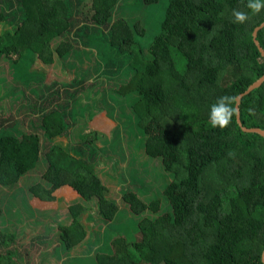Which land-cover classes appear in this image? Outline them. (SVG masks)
I'll return each instance as SVG.
<instances>
[{"label": "trees", "instance_id": "16d2710c", "mask_svg": "<svg viewBox=\"0 0 264 264\" xmlns=\"http://www.w3.org/2000/svg\"><path fill=\"white\" fill-rule=\"evenodd\" d=\"M119 1L0 0V79L10 77L14 68L10 78L25 84L17 74L20 68L5 59L19 47L31 64L39 59L74 71L69 82L55 81L47 93L36 90V100L25 97V88L13 87L23 92L16 102L21 108L39 100L26 111H38L39 118L28 131L0 124V189L8 193L21 180L26 183L25 193L9 207L10 231L0 230V264H35L37 256L44 262L57 251L49 245L53 242L65 250L78 245L86 235L79 218L92 211L86 203L93 198L97 213L108 221L105 228L117 214V202L95 173L98 131L90 129L73 141L77 123L69 129L57 114L58 101L83 88L98 92L95 112L113 107L106 94L127 99L143 134L144 154L158 159L172 177L162 187L170 212H160L159 199L144 201L134 190L122 192L121 201L131 213L150 215L136 219L134 234L114 232L111 248L95 256L96 264H264V137L244 131L236 110L237 96L264 76V54L254 37L264 8L252 14L245 0H169L161 30L147 48L141 43L145 27L119 17ZM143 1L151 5L159 0ZM233 9L248 18L234 23ZM105 11L114 16L111 22L98 20ZM256 38L264 49V25ZM76 42L96 50L85 69L71 59ZM91 68L97 78L85 84ZM221 96L234 98L235 113L227 126L213 128L208 109ZM239 108L243 127L264 131V82L241 97ZM94 115L83 117L89 121ZM63 137L70 143L55 142ZM63 186L77 194L68 206L70 222L56 223L60 216L53 211L42 232L30 238L37 246L19 245L25 227L14 229L25 223L24 213L30 210L12 207L28 205L29 198L53 202L54 192Z\"/></svg>", "mask_w": 264, "mask_h": 264}, {"label": "rangeland", "instance_id": "374dc122", "mask_svg": "<svg viewBox=\"0 0 264 264\" xmlns=\"http://www.w3.org/2000/svg\"><path fill=\"white\" fill-rule=\"evenodd\" d=\"M168 3L169 0H159L157 3L147 5L143 0H120L119 4H121L122 7L117 14L120 15L119 17H125L131 23L139 22L145 27L146 31L141 37V43L144 47L148 48V44H150L161 30V22L164 19ZM112 17L114 16H111L109 11H105L98 16V20L104 23L108 21L111 22ZM94 51H96L94 47L80 46V44L76 42L75 52L71 59L76 60L78 68L85 69L90 60L93 59L91 58V53H94ZM24 54L21 59L20 57H16L17 59L15 58V61L20 59L17 63H10L20 68L17 74L25 77L24 82L28 88L32 86L35 87V89L37 88V90H44V92L47 93L50 88L52 89L56 85L55 81L59 83L69 82L71 77H74V71L71 68H63L57 64L53 66H44L43 63L44 67H41L40 63H36L35 60L33 64H31L32 62H29V59ZM29 65H31V67ZM13 70L14 68L9 71L10 77L14 75ZM87 73L89 75L85 79V84L92 83L96 80V70L91 68L87 70ZM10 86L12 97H23L22 91L13 88L15 86L24 88L25 86L23 84H10ZM84 89L85 88L78 90L75 97L74 95H69L71 93L63 96L62 98L64 99L58 101L60 108L57 114L63 117V123L66 124L69 129H72L77 123L72 131L73 141H80L81 134L85 131H89L90 129L98 131L99 138L96 145H100V148H98L99 152L96 153V157L94 158L95 173L99 177L101 186L104 187V190L106 189V194L117 202L118 211L110 222L112 224L107 229L105 225L108 221L102 219L97 213L96 199L93 198L91 203H86L92 207V211L82 214L79 220L86 233L85 238L81 242L88 241L85 243L80 242L78 245L67 250L63 248L62 244L54 242L49 243L51 249L57 248L55 249L57 251L54 253L60 260L58 263L56 260H51L47 264H96L95 256L101 253V251H107V249L111 248L110 241L114 237V232L123 231L124 235L134 234L136 219H139L142 215L148 216L150 213L144 212L143 214L136 215L131 213L125 203L121 201L122 192L124 191L130 189L134 190L144 201L159 199L161 202L160 212L171 211L169 203L163 199L162 194V187L171 180V174L163 170L162 164L158 159L147 157L144 154L142 149L143 134L134 115L130 112L127 99L123 97L119 98V96L113 93L111 95L109 94V97L106 94L104 98L109 105L113 107H108L109 113L104 109V112H99L98 115L93 116L88 121L83 117L85 113H98L95 112L97 111L95 107L98 100L94 98V96L98 95V92ZM87 91L89 92L88 95ZM104 93L105 91L103 92V96ZM38 101L39 100L30 103L28 106H24L26 109L22 108L21 112L25 113L32 109L33 103L37 104ZM29 102L31 101L29 100ZM23 103L24 102L21 104ZM100 104L101 102L99 105ZM19 105L20 104H18V106ZM11 129L12 128H7L5 130L12 132ZM63 140L64 139L59 140L57 144H69V141H71L68 137H65V142ZM86 150H89V148L87 147ZM112 162L116 163L117 166H113ZM36 172L32 175L37 176ZM23 181L21 180L22 186L18 185L14 190L8 193L0 189V203L4 206V217L0 218V230L2 231H10L9 228L11 227L9 224L6 228L4 226L6 221L10 220L11 217L10 212H8L9 209H11L9 207L12 203H17L18 197L25 193L26 187H24V185L26 183H23ZM28 184H30V182ZM5 204L8 205L5 206ZM59 204L57 213L60 218L56 223L67 225L70 222V219L67 218L68 206L72 203L68 201H59ZM57 213H55V215H57ZM24 214L25 218L29 216L37 218L36 215H39V213H34L32 211H26ZM38 218L41 219V216H38ZM99 220H101V222H99ZM26 229L27 227L24 230L25 236L18 241L19 245L29 246L33 244V242L30 241V236L33 234L28 236L27 234L29 232L25 233ZM52 229L54 232V228ZM55 229L57 236L58 229L57 227H55ZM14 230L18 231L17 229ZM33 245L37 246V244ZM48 250L49 248L45 251ZM32 251L37 253L38 250L37 248H32ZM1 263L5 264L4 262Z\"/></svg>", "mask_w": 264, "mask_h": 264}, {"label": "crops", "instance_id": "0c3cea01", "mask_svg": "<svg viewBox=\"0 0 264 264\" xmlns=\"http://www.w3.org/2000/svg\"><path fill=\"white\" fill-rule=\"evenodd\" d=\"M2 23H3V17H2V15H0V26ZM0 31H1V29H0ZM24 52H25L24 47H19V48L15 49L11 52L6 53L5 59L8 60V63L9 62L17 63L21 59V57L23 56ZM16 57H20V59L15 61L17 59ZM35 61H36V63H40L41 67L45 66V65L43 66V64L41 63V61L39 59H36ZM4 63H5V61H2L1 65H4ZM5 79L6 80L0 79V100L3 101V108L0 109V124L3 123V125H5L7 122V123H9V126L13 125L14 127H17V126H18V128L20 127V129L18 131H28V130L33 128L31 122H33L34 119L38 120L39 112L37 111L36 114L32 113L33 115H31V113L29 114L26 112L22 113L21 110L23 107L21 108L20 105L18 106L16 104V102H19L21 100V98L19 96H16V97L11 96V86H10V84H19L20 85L21 81L20 82L14 81L10 77H5ZM24 88L26 90H24V89H22V90H24V92L26 93L25 97H27L30 100L31 99L36 100L37 97L34 95V93L36 92L37 88L35 89V87H32V86H31V88H28L26 85ZM20 103H22V102H20ZM10 109H12V110H10ZM98 114H99V112L96 113L94 116H96ZM19 124H22V125L19 126ZM36 124H37V128H38V123L36 122ZM62 139H64L63 141L65 142V137L57 138L55 140V142H58L59 140H62ZM53 195L55 196V201H53V202H41L36 198H29L28 205L27 204H25V205L21 204V205L13 206L12 209L15 208L14 210L17 212H20L23 209H28L34 213L35 212L39 213V215L38 214L36 215L37 218H33V216L32 217L29 216V218L27 217L24 220V222L26 223V226H25V223H21L19 225L16 223L17 228H15V229H18V228L21 229L23 227H25V228L27 227L25 233L29 232L27 234L28 236H30V234H33L34 236L38 235L42 232V231L40 232V229L42 230L43 224H45L46 218L48 217V214H50L53 211H57L58 205H60L59 201H64V202L68 201V202L72 203L73 201H75L77 199L76 192L72 188H70L69 186L61 187L60 189L55 191ZM30 208H32V209H30ZM38 216H41V219L38 218ZM9 222H10V220L6 221L5 226H4L5 228L7 227ZM32 236H30V237H32ZM87 241H83L81 243H85ZM55 256L56 255L54 253L50 254V256L47 257L44 262H42L41 258H39L37 256V257H35V261H36L35 264H47L51 260H56V262L58 263L60 258H58L57 256L55 257Z\"/></svg>", "mask_w": 264, "mask_h": 264}, {"label": "clouds", "instance_id": "9594fccd", "mask_svg": "<svg viewBox=\"0 0 264 264\" xmlns=\"http://www.w3.org/2000/svg\"><path fill=\"white\" fill-rule=\"evenodd\" d=\"M245 7L252 13H258L264 8V0H245ZM232 20L234 23H243L248 14L243 11L232 10ZM234 98L221 96L216 99L208 109V123L213 128H224L231 121L235 108L233 107Z\"/></svg>", "mask_w": 264, "mask_h": 264}, {"label": "water", "instance_id": "95a60500", "mask_svg": "<svg viewBox=\"0 0 264 264\" xmlns=\"http://www.w3.org/2000/svg\"><path fill=\"white\" fill-rule=\"evenodd\" d=\"M264 25V21L255 28L254 30V37H255V41L256 43L258 44V46L260 47L261 51L263 52L264 54V49L263 47H261L259 41L257 40L256 36H257V31L259 28H261L262 26ZM264 82V76L263 77H260L258 80H256L255 82H253L251 85H249V87L245 90V92L239 94L237 96V102H236V110H237V120L239 122V124L242 126V129L246 132H251V133H257L261 136L264 137V131L259 129V128H246V127H243L242 123H241V119H240V108H239V104H240V100H241V97L245 94V93H248L249 91H251L252 89H254L255 87H259L262 83ZM262 262L264 263V251H263V255H262Z\"/></svg>", "mask_w": 264, "mask_h": 264}]
</instances>
